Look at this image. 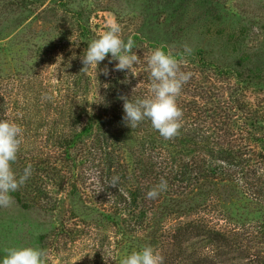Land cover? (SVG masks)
<instances>
[{"label":"rangeland","instance_id":"obj_1","mask_svg":"<svg viewBox=\"0 0 264 264\" xmlns=\"http://www.w3.org/2000/svg\"><path fill=\"white\" fill-rule=\"evenodd\" d=\"M113 22L121 39H133L141 63L131 73L113 71L115 62L106 57L97 69L81 72L88 43ZM185 46L232 74L231 80L244 82L250 103L264 101V0H0V108L22 129L21 163L47 159L48 137L52 146L66 145L97 112L106 90L119 97L112 99L109 113L122 118L120 97L140 98V90L131 87L140 83L143 57L157 47L180 56ZM145 128L150 127L131 129L123 121L119 127L126 150L116 153L117 159L136 186L140 146L148 142L173 171L187 163L204 167L230 151L185 142L181 135L174 144L164 143L156 130ZM48 161L57 163L55 157ZM95 164H88L91 171L84 170V186L74 195L70 187L51 184L48 208L13 193L14 202L0 209V256L5 249L30 246L47 253L45 264H120L125 254L152 246L163 261L181 252L182 264H264V172L237 187L195 176L175 182L161 203L143 207L146 221L139 227L135 217L118 216L114 187ZM11 167L20 176L14 162ZM129 188L122 187L126 200ZM53 202L57 209L49 211ZM178 233L176 249L172 238ZM214 233L226 235L227 242L212 240Z\"/></svg>","mask_w":264,"mask_h":264},{"label":"trees","instance_id":"obj_2","mask_svg":"<svg viewBox=\"0 0 264 264\" xmlns=\"http://www.w3.org/2000/svg\"><path fill=\"white\" fill-rule=\"evenodd\" d=\"M188 57L194 60L186 61L181 66V70L191 72L192 76L182 86L181 93L177 97V106L182 112L178 135H181L185 142L220 146L230 151L224 152L221 157H218L219 159L216 156L212 157V161L204 162V167L192 169L193 166L190 167L187 163L173 171L169 170L162 153L157 152L155 144L148 142L146 146H140V186H136L130 180L131 175L127 173L128 167L122 165L117 159L116 153L123 154L126 147L122 131L119 129L122 118L109 113L112 99L118 100L119 97L115 96L117 93L109 89L104 92V99L98 105L94 116L79 133L71 136L69 142L65 143L66 145L62 146L56 142L52 146L51 137L47 138L46 146L43 148V155H47V159L32 160L31 175L19 187L16 195L34 205L45 202L44 205L48 208V204H51L49 192L51 184L54 187H70L69 193L74 195L82 189L81 184L82 187L84 186V170L91 171L87 168L88 164H94L96 167L95 163L98 161L97 166L100 168L102 165L106 181L110 183L113 177H119L117 186L114 187L113 197H118L119 201L114 203L117 204V210L122 214L115 215L121 217L123 221L125 217L132 220L135 217L134 224L141 227L146 221V211L143 207L156 205L163 200L165 192H162L155 200L146 199L147 191L157 185L161 179L167 181L168 189L174 186L175 182L182 184L184 180H192V176L199 181H208L207 183L215 180L235 186L248 184L249 179L262 177L264 172V126L262 124L264 123V101H260L259 104L250 103L245 94L248 86L238 79L231 80L232 74L220 71L213 64L208 63L204 60L203 53L192 54ZM150 83L149 72L147 68H143L140 72V83L131 88L137 87L140 90V98H146L151 95ZM6 113L7 109L0 108V119L9 120ZM147 124L151 130L153 127L148 120L142 121L140 126L146 127ZM154 135L163 139L158 132ZM178 135L170 140L163 139V141L174 144ZM85 138H89L87 139L88 144L84 141ZM53 157L57 163L51 165L52 161L48 159ZM236 158L240 163L235 161ZM16 160L14 163L20 168L18 175H21V169L25 167L19 157ZM126 185L130 186L126 191L129 202L122 193V187ZM56 209V203L53 202L52 208L48 210L56 211ZM64 232L60 234L66 236ZM179 236V233L174 234L172 238L175 247L180 243ZM212 240L227 242L228 239L222 233H214ZM180 255H182L181 252L177 257L164 261V264H182L185 259Z\"/></svg>","mask_w":264,"mask_h":264},{"label":"clouds","instance_id":"obj_3","mask_svg":"<svg viewBox=\"0 0 264 264\" xmlns=\"http://www.w3.org/2000/svg\"><path fill=\"white\" fill-rule=\"evenodd\" d=\"M120 27L111 23L103 35L91 40L81 57L83 65L81 72L96 68L106 57H110L109 64L115 62L113 71L131 73L134 67L141 63V58L133 51L134 41L131 37L127 41L121 39ZM192 55V50L184 47L180 57L170 54L164 48L152 49L143 57L149 72L151 95L135 100L121 96L123 101L122 121L125 126L134 129L142 121L148 120L153 129L164 140H170L180 129L182 112L177 106V97L182 86L191 78V72H184L181 66L186 58ZM104 75L108 72L105 69ZM44 99L49 97L44 96ZM22 142V129L13 121L0 119V209L8 208L13 202V193L28 180L32 166L28 164L23 174L17 176L11 165L17 159ZM119 177H113L108 186L116 187ZM167 190V181L161 179L146 193V199L155 200ZM47 253L35 247H13L5 249L0 256V264H45ZM120 264H164L163 257L152 247L143 246L125 254Z\"/></svg>","mask_w":264,"mask_h":264}]
</instances>
